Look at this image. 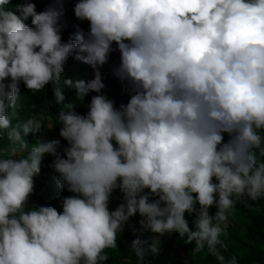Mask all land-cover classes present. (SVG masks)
Here are the masks:
<instances>
[{"label":"clouds","instance_id":"1","mask_svg":"<svg viewBox=\"0 0 264 264\" xmlns=\"http://www.w3.org/2000/svg\"><path fill=\"white\" fill-rule=\"evenodd\" d=\"M9 3L0 0V134L9 141L0 147V264H105L137 214L154 234L132 240L138 264L171 233L225 264L218 246L234 209L264 197V0H77L74 16L89 27L66 42L62 8L37 12L29 0L17 15ZM113 51L129 93L119 106L99 72ZM69 57L94 78L63 84L81 102L96 94L85 114L66 104L56 115L61 156L58 140L29 146L25 137L51 125L20 118L19 87L35 94L52 84L62 103ZM45 154L73 193L61 211L28 206ZM117 189L122 202L109 210Z\"/></svg>","mask_w":264,"mask_h":264},{"label":"trees","instance_id":"2","mask_svg":"<svg viewBox=\"0 0 264 264\" xmlns=\"http://www.w3.org/2000/svg\"><path fill=\"white\" fill-rule=\"evenodd\" d=\"M29 2V0H10V3L5 5L6 10H12L17 15V6ZM35 4L36 11H42L48 7L62 8V40L67 41L69 36H74L76 33L87 32L89 24L87 21H81L74 16V5L77 0H30ZM25 23L31 25V18L25 20ZM115 44L113 48L115 49ZM119 63V52L113 51L109 55L108 62L99 68L101 80L105 87L102 93L109 99L115 102L116 106L121 103H127L129 93L124 83L116 78L113 69ZM64 74L61 77L59 87L64 96V101L57 104L53 96L52 84L45 87L44 90L32 94L27 90L23 83L20 84L19 94L21 96L20 107L18 109L19 116L22 119L31 118L34 114L36 118L43 116L45 121L50 123L51 128L46 126L41 127L37 132L41 137L40 142L58 140L57 152L63 156V149L67 147V142L59 135L61 125L56 123V115L64 105L72 104L75 111L79 114H85L87 111L86 105L90 102L91 96L96 93L90 92L83 100H77L75 89L67 87L63 84L65 79L84 80L88 82L94 78L95 70L89 65L80 60L69 57L65 66ZM15 123V120L13 121ZM36 134V133H35ZM35 134H29L25 137L29 146H32L39 141L35 139ZM227 139V137H225ZM0 147L9 148V141L6 133L0 134ZM258 160L264 162V157L257 153ZM54 156L45 154L41 172L34 178V190L28 200V206H52L57 211L62 210V198L71 196L73 193L67 192L65 188L57 184L58 174L50 167ZM122 194L117 189L113 191L109 199V210H114L120 203L117 200ZM215 208L210 209V214H214ZM235 217L239 218V223L235 222ZM185 218L191 227L195 217L185 214ZM141 217L137 214L130 218L124 227V230L117 236V248L107 251L108 260L105 264H138L137 257L130 251L131 242L139 235L142 239L149 240L154 234L141 231L139 220ZM228 235L224 239L226 248H219L218 251L225 257V264L233 256L236 257L237 264H264V197L259 198L255 202H248L241 210H237L229 218ZM135 229V232H134ZM159 241V251L156 255L148 254L145 257L143 264H220L215 256L208 253L205 249L200 253H194L193 244H186L182 238H179L176 233L164 234L156 237Z\"/></svg>","mask_w":264,"mask_h":264},{"label":"rangeland","instance_id":"3","mask_svg":"<svg viewBox=\"0 0 264 264\" xmlns=\"http://www.w3.org/2000/svg\"><path fill=\"white\" fill-rule=\"evenodd\" d=\"M47 125H48V124H47ZM35 139H36L37 141H39V142L41 141V137L39 136L38 133L35 134ZM117 200H118L119 203H120V202H121V197L118 196V199H117ZM245 206H246V205H239V204H238V205L236 206V208L234 209V212L237 211V210H241V208H243V207H245ZM114 209H115V208H114ZM234 212H233V213H234ZM234 219H235V222H236V223H239V222H240L238 217H235ZM188 262H189L188 264H191V263H192L191 260H188Z\"/></svg>","mask_w":264,"mask_h":264}]
</instances>
